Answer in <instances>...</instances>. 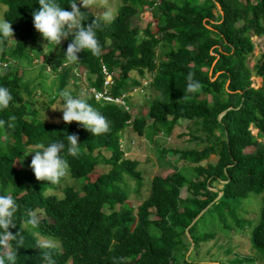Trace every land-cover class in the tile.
<instances>
[{"label":"trees","instance_id":"16d2710c","mask_svg":"<svg viewBox=\"0 0 264 264\" xmlns=\"http://www.w3.org/2000/svg\"><path fill=\"white\" fill-rule=\"evenodd\" d=\"M73 2L82 13V25L95 22L100 45L98 55L83 50L72 62L86 75L88 89L103 90L104 67L114 83L107 90L111 99L135 88L143 92V79L159 96L147 101L145 117L135 111L133 117L115 103L94 100L91 92L83 97L72 93L105 117L108 130L96 135L60 117L55 122L39 120L41 104L27 110L22 95L30 90L18 71L35 57L39 73L48 67L58 76V91L70 78L77 86L70 68L55 73L72 34L54 47L46 46L32 26L37 0H0V16L11 22L14 40L0 38V86L12 96L0 109L5 122L0 125V195H10L17 205L8 229L15 238L0 240V264H7L5 245L15 248L14 264H48L49 259L52 264H179L177 251L188 250L191 241L195 251L211 243L213 236L203 231L206 224L199 226L206 218L226 233L224 242L233 251L232 232L248 223L238 210L250 194L262 200L249 239L264 264V54L252 68L247 65L253 52L250 37L264 35V0H119L116 16L106 24L83 8V0H57L65 8ZM144 13L154 22L139 29L133 19ZM28 43L35 45L30 48ZM254 77L261 79L259 87L253 86ZM194 82L199 87L189 90L187 85ZM190 122L200 127L207 144L201 150H162L161 155L178 154L192 167L191 180L178 169L167 176L145 177L137 160L126 158L120 139L128 128L152 141ZM72 133L78 137V151L73 155L65 148L62 155L67 177L81 183L80 188L59 189L62 178L57 183L37 181L30 168L15 166L36 143ZM251 147L255 149L248 153ZM31 155L23 159L30 161ZM211 155L217 157L215 164L207 163ZM146 178L147 194L134 216L126 201L137 196ZM30 216L34 225L27 223ZM238 256L239 264L254 261Z\"/></svg>","mask_w":264,"mask_h":264},{"label":"rangeland","instance_id":"374dc122","mask_svg":"<svg viewBox=\"0 0 264 264\" xmlns=\"http://www.w3.org/2000/svg\"><path fill=\"white\" fill-rule=\"evenodd\" d=\"M200 1L201 0H198V2ZM82 6L83 8L90 11L96 17V19H101L106 24L116 16L117 9L120 6V2L119 0H83ZM106 11L112 14L110 19L104 18L103 14ZM133 22L137 27H139V29H142L146 24H152L154 20H152L149 13H144L138 16V18H134ZM38 39L40 40L41 38ZM250 40L253 43V52L252 55H248L247 57V65L252 68L258 56L260 54H264V35H262L261 37L251 36ZM34 45V43H28V46L30 48H33ZM160 51L161 49L158 50V52ZM52 52L55 51L52 50ZM27 53H31L30 50L29 52L27 51ZM30 59V62H25V65H23V69L18 71V76H21V78L25 80L24 85H27V89L30 90V92H28V95H22V98L25 101L24 105L26 106L27 110L30 111L34 107L35 109L39 108L41 104L42 110L38 113L39 120L48 122H55L56 120L58 121V117L61 116V113L54 108L56 107L57 100L60 99L61 92L58 91L60 83L59 78L58 76H55L54 72L49 71L48 67L43 71H40L39 73V63H37L38 60H36L35 57ZM59 61H61V63L56 64L57 69L55 73H61V71H65L66 68H70V77L74 76L78 79L77 86H73L74 82L71 78L68 79L67 85L63 91H67L70 94L75 92V95H78V97L86 96L88 92H91L92 88L88 89L87 87V80H85L87 78L86 75H80L81 67H79L78 70L77 66H74V63H67L63 59ZM10 66L14 67L15 65L12 62L10 63ZM129 77L135 78V73H131ZM113 84V80H111V84L107 86L106 90H108L109 87L113 86ZM142 84L144 88L143 92L141 91V88H135L133 91H128L127 93H125V96L118 98L119 103H116L125 111L131 112L133 117L135 115L134 111L137 113V115L145 117L149 107L148 105L145 106L148 103L147 101L159 96V94L151 90L149 86H145L146 82L144 79ZM260 84L261 79L254 77L253 86L259 87ZM129 88L130 86L126 87V89ZM28 98H30L31 102L34 101L36 103V106H34V104L31 105V102L27 103L26 99ZM93 98L96 101H102V103L106 104L115 103L109 102L105 99L98 100L97 95H93ZM42 101L44 102V104H42ZM223 114L224 113L219 116V119L223 116ZM255 132V130L252 131V133L254 134ZM128 135H130V139L127 142ZM120 143L121 147L125 149L124 153L125 156H127L126 158H129L130 160H137L140 169L144 170L147 174V176L145 177L150 178L151 176H167L178 169L189 181L191 180L190 174L193 172L192 167H187L188 164H186V162H183L179 158L178 154L165 153L162 156V150H178L183 152L193 149L201 150L207 144V141L204 134L200 130V127L190 122L187 124H178L174 126L172 132L169 135L165 136L163 134H159L155 138H153L152 141L146 140L145 138H138L136 133H133L131 129L128 128V132L120 139ZM254 149V147H251L247 148L246 151L249 153L254 151ZM216 161L217 157L211 155L208 158L207 163L215 164ZM28 164L29 161L25 159H23L22 163L20 161L15 162V166L17 168H29ZM202 164L205 165L206 162ZM80 185L81 183L78 184L77 182L71 180L69 177L65 176L62 177L59 189H62L64 186H71L78 189V187L80 188ZM128 185L132 189H134L135 187L134 183L130 181H128ZM147 185L148 178L145 179V182L141 187L142 189L135 193L137 196H129L126 201V203H129L133 207L134 216L136 215V208L140 205L141 200H143L144 196L147 194ZM219 188L220 186H216L217 190ZM184 192L185 190L183 189L181 191L182 197L184 196ZM59 194L60 191L58 192V195ZM220 195L221 193H219V196ZM250 195V197L248 196L247 199L243 200V203H241V206L238 210L242 219H245L248 223L243 224L242 229H238V231L234 233L232 232V246L236 247L235 249H233V251L231 249H228L226 243L224 242L225 240L223 237L226 235V233L220 231L219 225L217 223L215 224L211 218H206V223L199 226L204 227V225L206 224L203 231L206 232L207 235L213 236L211 243L201 245L195 251L196 245L193 246V242L191 241L187 246V248L189 247L188 250L185 249L182 251H177L176 260L179 262V264H184L185 260V264H239V262H237L236 260V257H239L238 253L243 254L244 258H253L254 261L252 262V264H262L259 257L256 256L255 251L252 249V244L249 239L251 231L258 224L260 212L262 209V200L261 196H258L256 194Z\"/></svg>","mask_w":264,"mask_h":264},{"label":"clouds","instance_id":"9594fccd","mask_svg":"<svg viewBox=\"0 0 264 264\" xmlns=\"http://www.w3.org/2000/svg\"><path fill=\"white\" fill-rule=\"evenodd\" d=\"M37 4L38 8L31 12L32 26L39 34L41 40L47 42L46 46L52 45L54 47L70 33L72 34L71 41L64 49L63 60L67 63L77 62V54L83 50L88 51L93 56L99 54L100 45L94 31L95 22L92 21L82 25L79 19L82 13L77 6V2L71 3L67 8L61 7L57 3V0H37ZM103 15L105 19H110L112 14L106 11ZM10 24L11 22L8 20L0 18V38H8L14 41ZM70 28H74L75 30L72 32L67 31ZM103 69L104 67H102V72ZM107 74L113 80L112 75H110L111 73L107 72ZM106 77L105 74L104 80ZM198 87L199 84L195 82L187 85L189 90ZM11 99L12 96L9 89L0 86V109L6 108ZM54 109L61 113L60 119L65 124L75 122L93 135L104 133L108 130V124L103 115L88 104L85 99L74 97L67 91L60 93V99L57 100ZM12 119L15 118L10 116L9 120ZM4 123L3 120H0V125H4ZM77 140V135L72 133L65 134L62 139L60 138L46 144L38 142L16 160L22 163L23 158L29 153H32L28 167L31 169L35 179L37 181L43 180L50 183H57L60 178L68 174V163L63 158L62 150L66 148L68 153L75 155L80 144ZM16 208L17 205L10 195H0V240L15 238V235L11 234L8 229L12 226V217ZM27 223L34 225L36 223L35 217L30 216ZM188 239L190 240V238ZM19 243L20 241L17 240V246ZM5 247L7 248L5 256L7 264H14L16 258L15 248L8 245H5ZM43 255L45 259H48L47 252ZM48 264H52L50 259L48 260Z\"/></svg>","mask_w":264,"mask_h":264},{"label":"built area","instance_id":"2783aa9c","mask_svg":"<svg viewBox=\"0 0 264 264\" xmlns=\"http://www.w3.org/2000/svg\"><path fill=\"white\" fill-rule=\"evenodd\" d=\"M103 74L105 75L106 74V79L104 80V88H103V91L102 92H97L96 90L94 89H91V93L96 96L97 95V99L98 100H102V99H105V100H108L109 102H115V103H119V99H111L108 95H107V86H109L111 84V78L108 76L106 70L103 69Z\"/></svg>","mask_w":264,"mask_h":264}]
</instances>
